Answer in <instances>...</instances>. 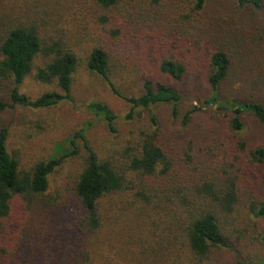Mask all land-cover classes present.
<instances>
[{"label":"trees","instance_id":"trees-1","mask_svg":"<svg viewBox=\"0 0 264 264\" xmlns=\"http://www.w3.org/2000/svg\"><path fill=\"white\" fill-rule=\"evenodd\" d=\"M77 1L98 13L96 21L103 26L113 13L135 20L140 13H168L163 0ZM207 2L189 0V14L203 12ZM262 2L237 0L236 6L254 10ZM43 3L0 0V113L16 108L50 110L72 100L78 58L72 46L44 31L45 23L38 15L43 13ZM170 24L174 26L172 22L165 26L172 28ZM152 30L159 32L151 26L132 36L139 37L136 42L141 46L140 38L152 36L145 32ZM120 33L116 27L109 34L117 37ZM151 43H156L150 47L160 74L182 82L186 67L180 55L189 50L166 54L173 44L169 33L159 34ZM39 59L41 65L34 68ZM257 61L264 73V60ZM84 65L129 106L127 119L134 112L146 113L147 127L124 143L118 158H104L86 137L90 125H84L69 139V149H56L48 158L25 167L16 149L8 146L9 128L0 126V264H195L212 249H231L224 220L236 205H246L253 216L264 217V203L245 201L246 191L230 172L240 174L264 163V147H251L239 135L243 116L264 125V106L252 100L220 98L219 88L231 66L226 51L208 52L205 66L210 93L183 114L180 91L160 81L145 80L136 96L121 94L110 78L109 56L102 47L92 48ZM32 74L37 83L54 89L33 99L22 94L20 86ZM161 107L167 109L171 124L159 120ZM86 110L103 121L110 133L117 132V117L107 105L91 102ZM206 110L223 114L231 130L217 144L218 154L209 145L197 148L203 134L196 126ZM76 140L82 143L84 154L71 198L62 205L49 195V179L78 155ZM215 158L214 168L211 164L204 167Z\"/></svg>","mask_w":264,"mask_h":264},{"label":"rangeland","instance_id":"rangeland-1","mask_svg":"<svg viewBox=\"0 0 264 264\" xmlns=\"http://www.w3.org/2000/svg\"><path fill=\"white\" fill-rule=\"evenodd\" d=\"M236 1L208 0L203 12L189 14V0H163L162 5L168 13H140L137 20L124 13H113L112 20L103 26L96 21L99 14L91 12L77 0H44L43 13H38L45 23L44 31L72 46L78 58L71 84L72 100L50 110L16 108L0 113V126L9 128L8 146L16 149L23 166L30 167L35 161L48 158L56 149H69L68 141L75 132L84 125H90L85 134L98 156L118 158L123 145H126L124 143L146 129V113L139 111L138 115L134 112L133 117L127 119L129 106L112 93L104 80L86 71L84 58L95 47H102L108 53L110 78L121 94L136 96L145 80L160 81L180 91L181 114L191 104L202 102L210 93L206 79L208 68L205 66L208 52L212 49L226 51L231 66L226 81L219 88L220 98L252 100L264 106V73L258 70L261 62L257 61V58L264 60V0L260 8L254 10H238ZM33 14L37 17V13ZM168 22L174 26L166 27ZM151 26L158 28L159 32L145 31L152 36L140 38V46L136 42L139 37H133L132 33L149 30ZM116 27L122 33L112 37L109 33ZM161 33H169L173 39L166 54L179 49L189 50V53L180 55L186 67L180 83H174L157 69L156 55L150 46H156L151 41ZM40 65V59L36 60L34 68ZM53 89L37 83L33 74L28 75L20 86V92L32 99ZM91 102L103 103L115 114V134L107 130L103 121L87 112L86 106ZM157 116L161 122H168L166 108L161 107ZM198 120L201 122L196 127L202 131L203 142L197 148L209 145L210 151L218 154L217 144L231 134L227 118L206 110ZM242 122L244 127L240 137L251 147H264V125L250 116H243ZM168 123L171 124L170 121ZM76 144L78 155L67 160L49 179L48 193L58 198L62 205L71 198V189L84 154L82 143L76 140ZM174 146H179V142ZM180 147L187 151L185 144L180 143ZM215 160L204 167L211 164L214 168L217 165L213 163ZM230 172L240 181L241 189L246 191L245 201L264 203V163L250 166L240 174L232 169ZM224 223L231 249H212L206 258L195 264L264 263V217L253 216L246 205L238 204L233 212L227 214Z\"/></svg>","mask_w":264,"mask_h":264}]
</instances>
